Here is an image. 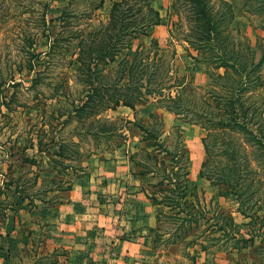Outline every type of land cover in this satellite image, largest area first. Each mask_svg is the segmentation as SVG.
Returning a JSON list of instances; mask_svg holds the SVG:
<instances>
[{
  "label": "rangeland",
  "instance_id": "374dc122",
  "mask_svg": "<svg viewBox=\"0 0 264 264\" xmlns=\"http://www.w3.org/2000/svg\"><path fill=\"white\" fill-rule=\"evenodd\" d=\"M99 1L0 0V247L14 246L12 253L0 250V264L10 256L19 257L22 264H34V257L36 264H49L53 258L46 237V209L65 200L74 179L100 165L110 151L121 147L131 153L142 147L133 122L148 123L152 113L164 120L161 137L177 157L171 159L158 147L156 152L146 150L148 157L141 153L138 158L141 171L149 169L140 179L142 189L155 196V202L150 201L157 218L155 231L145 232L150 238L140 248V255L151 264H264V173L259 170L264 157H258L254 146L244 144L252 172L245 176L242 187L249 190L240 198L225 186L200 177L207 158L202 140L205 131L158 109L152 97L135 109L119 106L101 112L98 104L93 116L88 115V109L82 111L78 124L64 122L72 107L85 101L90 79L106 83L108 76L110 83H119L117 64L125 54L133 53L137 44L150 48L151 58L157 50L153 40H157L163 66L174 64L179 77L187 78L188 91L192 87L206 91L210 79L223 72L214 62L196 61L203 55L183 40L188 27L184 14L178 16L171 8L178 4L175 0L153 1L161 26L151 29L149 37L138 35L131 50L115 57L114 62L106 61L110 56L91 61L85 53L80 55V39L83 45L95 40L93 32L106 26L113 3L120 0H103L101 6ZM128 1L137 6L134 0ZM243 3L234 1L235 15L228 28L250 45L257 59L264 47V31L259 27L264 16L245 13ZM143 11L148 13L147 8ZM244 100L256 107L264 123V87ZM172 106L194 116L197 112L204 115L208 109L194 94ZM125 120L131 123L123 138L107 130L113 125L119 133ZM62 123L65 127L60 131ZM75 125V133L68 135ZM176 126L184 143L180 152ZM150 128L159 132L161 123L158 120ZM229 134L219 137L238 145L241 133ZM61 139L67 144L59 147ZM221 141L216 138L213 169L224 165ZM151 152L157 156L152 158ZM139 170L134 167V172ZM166 179L180 184L171 186Z\"/></svg>",
  "mask_w": 264,
  "mask_h": 264
},
{
  "label": "trees",
  "instance_id": "16d2710c",
  "mask_svg": "<svg viewBox=\"0 0 264 264\" xmlns=\"http://www.w3.org/2000/svg\"><path fill=\"white\" fill-rule=\"evenodd\" d=\"M153 1L134 0L136 7H133V4L131 5L128 0L114 2L110 12V20L106 26L99 32H93L95 40H92L89 45H83L84 40L80 39V55L85 53L91 61L95 59L99 61L110 56V58H106V61L114 62L115 57L117 58L124 51L131 50L132 42L138 38V35L151 36L150 30L161 24L159 11L152 7ZM175 1L178 4H172L171 8L176 11L178 16L184 14L186 27H188L183 40L203 55L201 59L193 58L198 62H214L217 68L223 69L222 74L210 79V83L206 87L207 90L205 88L206 91L200 89L195 91L196 88L194 87L188 91L186 88L187 78L185 79V76L179 77L174 64L167 68L163 66V57L158 55L160 46L157 40H153L157 50L151 58V49L144 47V44H137L135 51L130 55L125 54L117 64L120 71L119 83H110L107 79L108 76L105 78L106 83H100L95 78L90 79L85 101L80 106L74 105L64 122L67 125L72 121L78 124L80 113L88 109V115L93 116L97 112L95 106L98 104L102 107L101 112L119 106L135 109L138 103L147 97H152L157 103L158 109H163L192 125H199L205 131L202 140L207 158L202 163L199 172L200 177L210 181L213 185H223L226 190L234 191L235 195L242 198L243 194L249 190L247 186L244 190L242 189L244 178L252 172L244 153V149H246L244 144L254 146L258 157H264V123L260 119L261 114L256 111V107L252 108L244 100V97L250 96V92L264 87V47H261L260 57L256 59L255 52L252 51L250 45L241 39H237L228 28L234 19V1L236 0ZM215 2H219L218 5H215ZM102 4L103 0H100L99 6ZM243 6V11L250 16L258 15V12L264 16V0H244ZM144 8H147V14L144 13ZM259 27L264 31V21L259 24ZM143 50L148 54L146 57H143ZM95 51L97 54H94ZM92 70L89 69V72L92 73ZM193 94L194 97L197 95L200 102L208 107L204 115L197 112V116H194L184 108L181 111L172 106L181 104L186 96ZM207 100L215 105L212 106ZM164 101L167 103L166 105L163 104ZM150 117L151 121L148 123L133 122L139 129L141 134L139 142L143 146L130 154V159L136 168L140 169L137 174L141 177L149 172V169L141 171V164L138 161L141 153L142 155L146 153L147 157L149 156L146 150L152 149L156 152V149L160 147V151L163 148L164 153L171 159L177 157V153L167 147L164 142L165 139L161 137L165 128L162 117H158L156 113H152ZM158 120L161 123L159 132L150 128ZM65 123L61 124L60 131H63ZM130 123V121L125 120L126 125L119 130V133L113 125L107 130L110 134H119V137L123 138L124 130L128 129L126 127ZM250 125H255L256 128L251 129ZM76 126L67 134L75 133ZM176 130L181 137V141L178 143V151H184L182 147L184 146L183 138L177 126ZM230 131L241 133L240 143L236 141L238 145L232 141H227L224 137H219V135H230ZM216 138L222 140L221 154L225 160L222 167L213 169L212 161L216 156L213 153ZM66 144L67 141L61 139L57 146L61 147ZM154 155L156 154L151 152L152 158ZM259 162V170L264 173V160ZM166 178H169L168 175ZM173 180L166 179V183L171 186L180 184V181L176 183V179ZM144 192L150 200L155 202L154 195L146 190ZM244 210L248 211L249 209L244 207Z\"/></svg>",
  "mask_w": 264,
  "mask_h": 264
},
{
  "label": "crops",
  "instance_id": "0c3cea01",
  "mask_svg": "<svg viewBox=\"0 0 264 264\" xmlns=\"http://www.w3.org/2000/svg\"><path fill=\"white\" fill-rule=\"evenodd\" d=\"M128 150L110 151L100 165L74 179L65 200L46 209L49 264H151L140 248L150 238L145 232L155 231L157 218L134 172L130 154L135 151ZM13 248L0 250L12 253ZM4 263L22 264L13 256Z\"/></svg>",
  "mask_w": 264,
  "mask_h": 264
}]
</instances>
